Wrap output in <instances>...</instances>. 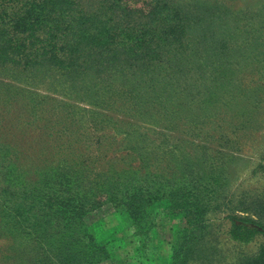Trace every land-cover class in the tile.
<instances>
[{"label": "rangeland", "instance_id": "374dc122", "mask_svg": "<svg viewBox=\"0 0 264 264\" xmlns=\"http://www.w3.org/2000/svg\"><path fill=\"white\" fill-rule=\"evenodd\" d=\"M20 8L54 10L44 22L52 48L71 41L64 62L16 63L10 28ZM139 37L156 46L201 41L190 55L211 61L219 96L181 115L161 93L136 100L140 112L149 108L148 123L125 113L124 94L145 97L156 86L138 76L142 65L125 71L130 40ZM168 104L169 113L160 109ZM143 125L149 167L133 168L139 180L156 176L164 196L131 220L113 202L138 200L137 181H115V173L138 163L132 136ZM72 163L76 179L60 192L70 211L52 205L43 214L36 173ZM0 167L14 179L0 195V264H264V0H0ZM184 170L188 180L206 173L209 192L177 189L187 183ZM87 199L107 204L93 222L75 213ZM199 200L206 203L201 223L191 215Z\"/></svg>", "mask_w": 264, "mask_h": 264}, {"label": "trees", "instance_id": "16d2710c", "mask_svg": "<svg viewBox=\"0 0 264 264\" xmlns=\"http://www.w3.org/2000/svg\"><path fill=\"white\" fill-rule=\"evenodd\" d=\"M50 12H54V10L43 8L42 10L33 12L30 9H19V21L17 23L16 20L15 26L10 28V30L18 37V39L14 40L18 50L16 63L21 64L23 69L38 65L36 62H43V59L46 57H48L50 61H46L45 64L62 63L64 62V59L61 57L66 55L63 51H67L68 48H71L72 46L71 41L58 40L64 35L63 32H60V36L56 37L58 41L55 47H51L54 45V42H51L50 37L47 34L48 28L44 22V14ZM182 30V27H179L174 30V33H179ZM170 34L172 35L173 32ZM180 35L183 36L184 34L181 33ZM142 40L143 38L141 37H139V40H130L129 44L131 45L132 51H130L131 55L129 57H131V61H128V64L130 65H126L127 61H125V71L127 73V69H130L133 72H137V65H142L145 69L142 73H138V76L144 77L147 74L150 80L155 81L156 86L154 87L151 84L148 85L145 90V97L138 95V93L124 94L123 104H126L124 107L125 113H131L132 116L137 117L142 116V120L148 123L149 116L152 115L149 112V108L146 105H143V111L140 112L136 108V106L139 105L136 100H143V102L146 103L147 98L158 93H161L160 98L163 99V102L167 99L170 101V104L173 102L172 110L178 115H181L183 111H189L190 105H200L203 107L207 98H214L212 97V94L216 95L217 93L213 92V85H219L221 83V81H218L220 79V74L210 73L211 68L208 66V63L210 65L211 61H208V63L205 64V57L198 59L190 55V52L194 48H202L205 46L201 41L186 45L183 44L181 40L172 39L167 43L163 42L161 45L156 46V44L151 42L142 43ZM84 45L87 46L86 44ZM157 50H159V54L156 53ZM34 53L36 54V57L33 62L30 57L31 55L34 56ZM84 54L85 53H82L79 56L74 55L73 58H82L84 57ZM223 78L224 77H221V79ZM222 83L224 84L225 82L222 81ZM216 96H219V94ZM129 104H131V106H129ZM170 104L161 105L160 109L163 110V108L167 106V108L164 109V112L169 113ZM111 110L113 111L116 109L113 108ZM136 112L141 114L138 115ZM185 118L187 119L183 125L186 126V131L192 134V119L190 117ZM193 123L199 124V121L195 119ZM150 126H153L151 127V130H153L156 123L152 121ZM165 126L167 125L164 124V127ZM99 129L100 128L98 127L97 130ZM146 129L150 131V127L148 126H138L135 135L132 136L134 140V146L132 147L134 154L132 155V158L138 160V163H131L127 166H123L129 168H127L126 171L122 170L121 172L115 173V181L126 175L131 176L137 181L135 183L137 187L135 195L139 198L138 200L132 199L129 202L124 198L122 201H117V203L112 201L114 204L113 206H115L116 209L119 208L121 213L131 220L144 217V209L150 206L153 201H157L162 195L164 196V193H162V187L160 186L161 182L156 180V176H147L152 178L153 183L145 182L144 179H142L143 181L139 180L140 174H137L136 168H133L149 167V155H147L143 150V147H141V144L143 145L145 142L143 136ZM141 135L142 137L140 138ZM72 167H76V165L74 163L70 165H58L53 168H48L46 171H38L36 173L38 174V180L41 185H39L38 182V185L33 187V191L39 196V203L43 214L47 208L52 209L53 206L62 214H66L70 211L69 199H67L68 202L60 203V199L63 198L60 192H65L64 185H67V183L76 179L75 177L77 175ZM6 169L7 167H0V195L10 187L11 182L14 180L7 177L9 171ZM190 172V170L183 171L187 183L177 186V189L187 195L192 193L201 195V193L204 194L205 192L207 194L211 189L212 183L208 181L206 173L194 176L192 172V180H188ZM48 184H54L57 189L53 190L52 187L47 186ZM138 188L141 190L140 193H138ZM211 197H213L212 191L207 198ZM88 198H90V196H88ZM87 200L89 201L77 202L79 206H75L77 209L75 213L79 215L80 221L89 220L93 222L95 219L94 216L98 215L99 211L107 207V204L96 202L94 199ZM205 207L206 203L203 200H199L192 208L191 211L194 214L191 215L194 216L193 218L196 222H202V214L205 211ZM71 211H73V209H71ZM197 227L196 230L202 226L197 225ZM44 256L46 257V255Z\"/></svg>", "mask_w": 264, "mask_h": 264}]
</instances>
